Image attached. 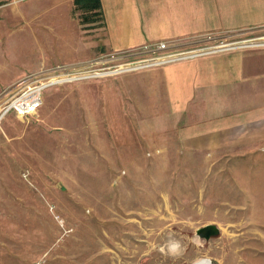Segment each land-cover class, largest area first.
I'll return each instance as SVG.
<instances>
[{"label":"rangeland","instance_id":"374dc122","mask_svg":"<svg viewBox=\"0 0 264 264\" xmlns=\"http://www.w3.org/2000/svg\"><path fill=\"white\" fill-rule=\"evenodd\" d=\"M56 1L67 7L59 27L53 10L22 18L21 3L0 6V106L31 71L102 66L90 61L105 50L85 48L100 16L85 24ZM253 36L264 27L232 40ZM156 66L78 74L44 88L34 112L0 117V264H264V115L243 142L184 147L150 123L140 70ZM252 83L255 108L264 78ZM204 223L218 231L196 246ZM169 236L184 245L178 258L153 250Z\"/></svg>","mask_w":264,"mask_h":264},{"label":"crops","instance_id":"0c3cea01","mask_svg":"<svg viewBox=\"0 0 264 264\" xmlns=\"http://www.w3.org/2000/svg\"><path fill=\"white\" fill-rule=\"evenodd\" d=\"M24 1L28 0H0V6L21 3L18 11H28L20 14L22 18L53 10L50 15L58 27L66 20L62 12L67 7L61 2ZM98 1L101 30L85 48L96 44L103 53L159 39L186 41L206 32L233 35L264 27V0ZM140 75L148 77L149 106L156 107L150 110L155 116L150 123L156 121L152 125L156 129L162 122L166 129L171 126L184 147L219 148L240 137L243 142L248 122L263 119L264 102L254 108L256 97L248 87L254 86V79L264 78V47L233 48L164 63L140 70Z\"/></svg>","mask_w":264,"mask_h":264},{"label":"built area","instance_id":"2783aa9c","mask_svg":"<svg viewBox=\"0 0 264 264\" xmlns=\"http://www.w3.org/2000/svg\"><path fill=\"white\" fill-rule=\"evenodd\" d=\"M264 45V37L253 36L232 40V34L206 32L186 41L159 39L143 43L130 49L108 51L94 57L91 63L102 64L88 71L61 72L58 66L51 69H37L25 74L17 88L8 95L0 106V117L11 111L16 114L34 112L41 103L44 88L79 75H97L135 70L150 65H161L173 61L210 54L241 46ZM148 54V55H146ZM119 60L106 65L109 60ZM102 70V71H99ZM85 72V73H83ZM72 74V75H70ZM79 74V75H78Z\"/></svg>","mask_w":264,"mask_h":264},{"label":"clouds","instance_id":"9594fccd","mask_svg":"<svg viewBox=\"0 0 264 264\" xmlns=\"http://www.w3.org/2000/svg\"><path fill=\"white\" fill-rule=\"evenodd\" d=\"M192 243L196 246H202V239L195 235L192 238ZM153 250H158L161 254L172 258H178L183 255L184 245L180 240L174 238L173 236H169L163 244L154 245Z\"/></svg>","mask_w":264,"mask_h":264},{"label":"trees","instance_id":"16d2710c","mask_svg":"<svg viewBox=\"0 0 264 264\" xmlns=\"http://www.w3.org/2000/svg\"><path fill=\"white\" fill-rule=\"evenodd\" d=\"M75 8L80 10V20L92 21L96 16H99V1L98 0H72Z\"/></svg>","mask_w":264,"mask_h":264},{"label":"water","instance_id":"95a60500","mask_svg":"<svg viewBox=\"0 0 264 264\" xmlns=\"http://www.w3.org/2000/svg\"><path fill=\"white\" fill-rule=\"evenodd\" d=\"M217 231V226L214 223H204L194 229V233L202 238H207L210 235H214L217 233ZM207 261L209 260L207 259Z\"/></svg>","mask_w":264,"mask_h":264}]
</instances>
